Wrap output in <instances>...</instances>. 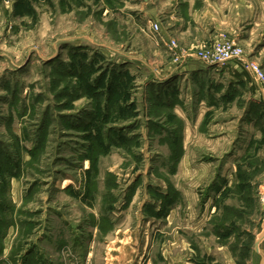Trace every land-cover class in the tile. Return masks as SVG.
I'll return each instance as SVG.
<instances>
[{
    "label": "rangeland",
    "instance_id": "obj_1",
    "mask_svg": "<svg viewBox=\"0 0 264 264\" xmlns=\"http://www.w3.org/2000/svg\"><path fill=\"white\" fill-rule=\"evenodd\" d=\"M145 10L0 0V264H263L264 103L233 64L162 78L179 61ZM258 33L192 52L234 41L264 69Z\"/></svg>",
    "mask_w": 264,
    "mask_h": 264
},
{
    "label": "crops",
    "instance_id": "obj_2",
    "mask_svg": "<svg viewBox=\"0 0 264 264\" xmlns=\"http://www.w3.org/2000/svg\"><path fill=\"white\" fill-rule=\"evenodd\" d=\"M145 1V16L152 17L160 25V32L154 40L156 42L159 40L158 42L163 43L167 48L166 42L174 39L179 44V49L186 53L183 55L182 61L176 64L175 68L172 67L173 70L168 75L162 77L165 80L176 74L196 75L208 67L196 60L192 52L194 47L200 46V44H209L218 38L223 40V36H221L223 34L227 38L247 46L264 28V0H162L161 14L156 7H149L148 1ZM159 17L161 18L160 22ZM232 74H234L233 70ZM236 76L237 79L247 82L254 98L258 99L257 87L250 81V78L240 75L238 71ZM199 166L195 164L188 168L181 167L183 170H193L194 173L190 174L189 179H185L183 190L180 189V185L172 183L170 189L175 198L165 208V217L168 221L172 210H174L173 205L180 203L181 197L188 201L187 208L192 213L191 201L193 200L190 199V196L194 195L196 191L198 192L197 187H200L204 182L202 181L204 171ZM64 182L68 184L70 181L66 179Z\"/></svg>",
    "mask_w": 264,
    "mask_h": 264
},
{
    "label": "built area",
    "instance_id": "obj_3",
    "mask_svg": "<svg viewBox=\"0 0 264 264\" xmlns=\"http://www.w3.org/2000/svg\"><path fill=\"white\" fill-rule=\"evenodd\" d=\"M150 30L157 35L160 32V25L157 21L148 20ZM168 50L173 54L175 59L182 61L185 52H177L178 46L174 39L166 42ZM194 57L198 62L205 66L209 65H229L235 67L232 70H237L240 75L247 76L250 81L257 87V97L264 103V69L259 63L253 60H248L243 49L234 41H216L210 45H205L193 52ZM264 201V190L261 196ZM264 264V255H263Z\"/></svg>",
    "mask_w": 264,
    "mask_h": 264
},
{
    "label": "water",
    "instance_id": "obj_4",
    "mask_svg": "<svg viewBox=\"0 0 264 264\" xmlns=\"http://www.w3.org/2000/svg\"><path fill=\"white\" fill-rule=\"evenodd\" d=\"M264 238V231L258 236L257 243H259Z\"/></svg>",
    "mask_w": 264,
    "mask_h": 264
},
{
    "label": "trees",
    "instance_id": "obj_5",
    "mask_svg": "<svg viewBox=\"0 0 264 264\" xmlns=\"http://www.w3.org/2000/svg\"><path fill=\"white\" fill-rule=\"evenodd\" d=\"M172 202H173V200H172ZM172 202H169V204H171Z\"/></svg>",
    "mask_w": 264,
    "mask_h": 264
}]
</instances>
